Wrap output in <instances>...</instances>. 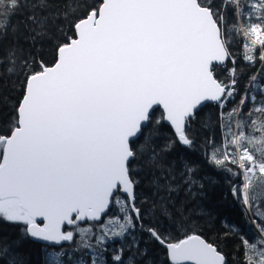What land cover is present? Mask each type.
I'll list each match as a JSON object with an SVG mask.
<instances>
[{
  "label": "snow or ice",
  "instance_id": "1",
  "mask_svg": "<svg viewBox=\"0 0 264 264\" xmlns=\"http://www.w3.org/2000/svg\"><path fill=\"white\" fill-rule=\"evenodd\" d=\"M26 6L49 7L0 0V32ZM29 26L33 40L47 34L46 17L28 15ZM72 29L51 65L15 49L0 58L10 84L0 89V222L45 242V264H137L147 256L137 232L166 250L165 264H264V0H98ZM237 40L244 60L260 64L243 92ZM229 60L225 83L216 72ZM208 101L220 139L206 140L205 159L235 178L233 197L261 221H251L259 235L241 237L232 253L220 247L228 233L202 238L161 195L199 182L179 153L195 146ZM137 168L152 176L159 200L137 203Z\"/></svg>",
  "mask_w": 264,
  "mask_h": 264
},
{
  "label": "trees",
  "instance_id": "2",
  "mask_svg": "<svg viewBox=\"0 0 264 264\" xmlns=\"http://www.w3.org/2000/svg\"><path fill=\"white\" fill-rule=\"evenodd\" d=\"M49 7L41 9L31 6L21 8L16 15L11 17V27L7 34L0 32V58L6 56L10 49H15L17 54L27 57L30 61L35 60L39 63L43 60L51 65L54 62L56 45L62 42L68 35L72 34V24L74 20L88 10V6L95 5L98 0H47ZM34 3V0H27V5ZM35 13L38 20L47 18V34L42 37L32 39L34 26L25 27L28 15ZM232 55L236 58L235 67L237 69V89L243 92L252 75L259 76L257 69L259 62L253 67L244 60L243 44L237 40L232 47ZM233 67L231 60L223 69L218 68L216 78L228 82L230 79V68ZM0 89L9 92V77L0 68ZM16 99L15 95L12 97ZM239 97H237L238 102ZM228 107H231L229 104ZM218 108L214 104H205L199 112L198 119L194 123L195 146L192 149H181L179 155L193 162L196 169L195 176L198 183L191 189L181 187L177 191L161 193L169 197L166 200L167 207L173 214L182 213L181 219L188 221L189 227L195 234L202 238L215 242L217 237L227 236V246L220 245L221 249L227 253H232L237 247L241 246V237L252 240L256 235L244 232V225L239 216L236 200L232 197L229 183L233 185L232 178L227 172H220L212 167L205 159V142L208 138L215 137L220 139V130L217 127ZM155 116H159L157 110ZM169 128L165 125L162 133L168 135ZM177 153H172L169 159H173ZM140 174L136 177L140 181L136 193L137 203L145 196L150 199L159 200L158 196L153 195L154 189L150 185L152 176L145 174L137 168ZM203 185L202 187L200 185ZM230 185V186H231ZM252 212V210H251ZM237 218V219H236ZM167 223V222H165ZM230 226L236 230L234 233ZM177 233L174 231L173 235ZM183 238L184 230L178 233ZM137 241L140 249L146 250L147 256L137 259V264H165L166 255L164 248L159 244L149 241L147 236L137 232ZM0 248H8L9 256H0V264H8L14 255L22 264H45V246L28 240L21 233L20 226L0 222ZM132 256V252L126 253L125 258Z\"/></svg>",
  "mask_w": 264,
  "mask_h": 264
},
{
  "label": "rangeland",
  "instance_id": "3",
  "mask_svg": "<svg viewBox=\"0 0 264 264\" xmlns=\"http://www.w3.org/2000/svg\"><path fill=\"white\" fill-rule=\"evenodd\" d=\"M227 72H229V71H227ZM231 178H232V182H234L235 178L232 177V176H231ZM230 185H231V184L229 183V187H228V189H230V192H231V194H232V191H231V190H232V185H231V186H230ZM232 197H233V195H232ZM233 198H234V197H233ZM234 199L236 200V198H234ZM236 203H237V209H238V212H239V216L242 217V218L239 217L238 220L241 219V221H243L244 232H247L248 228H250V229H251L250 232H253L256 236H258L259 233H258L257 225H256V224H253V223L251 222L253 219H257L258 222H261L260 219H259L258 217L255 216L256 209L253 208V209H252V212H251V211H247V210L242 206V204H241L239 201L236 200ZM236 219H237V218H236ZM9 224H11V223H9ZM230 229H231L234 233H237V232H238V230L232 228L231 226H230ZM129 252H130V251H126V253H129ZM110 256H111V249L105 254V259H106V260L110 259Z\"/></svg>",
  "mask_w": 264,
  "mask_h": 264
},
{
  "label": "water",
  "instance_id": "4",
  "mask_svg": "<svg viewBox=\"0 0 264 264\" xmlns=\"http://www.w3.org/2000/svg\"><path fill=\"white\" fill-rule=\"evenodd\" d=\"M205 104H215L214 102H211V101H208V102H205L203 105H205ZM202 105V106H203ZM158 111H159V109H158ZM165 126L166 127H168L166 124H165ZM28 238V240H30V241H33V242H35V243H38V244H40V245H43V246H45V242H43V241H39V240H36V239H33V238H30V237H27ZM166 251V250H165Z\"/></svg>",
  "mask_w": 264,
  "mask_h": 264
},
{
  "label": "built area",
  "instance_id": "5",
  "mask_svg": "<svg viewBox=\"0 0 264 264\" xmlns=\"http://www.w3.org/2000/svg\"><path fill=\"white\" fill-rule=\"evenodd\" d=\"M221 68H223V67H221Z\"/></svg>",
  "mask_w": 264,
  "mask_h": 264
},
{
  "label": "flooded vegetation",
  "instance_id": "6",
  "mask_svg": "<svg viewBox=\"0 0 264 264\" xmlns=\"http://www.w3.org/2000/svg\"><path fill=\"white\" fill-rule=\"evenodd\" d=\"M16 225V224H15Z\"/></svg>",
  "mask_w": 264,
  "mask_h": 264
}]
</instances>
